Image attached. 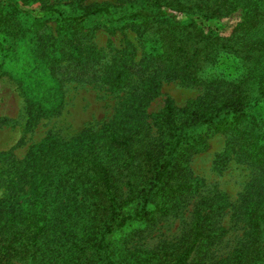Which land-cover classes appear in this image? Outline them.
<instances>
[{
  "label": "trees",
  "instance_id": "16d2710c",
  "mask_svg": "<svg viewBox=\"0 0 264 264\" xmlns=\"http://www.w3.org/2000/svg\"><path fill=\"white\" fill-rule=\"evenodd\" d=\"M79 1L63 10L48 0H0L2 58L10 55L4 43L17 37L10 27L18 4L38 2L29 26L42 32L47 18L55 22L50 56H62V42L77 52L83 44L73 43L75 34L94 17L105 18L110 32L136 25L153 67L138 96L150 97L157 76L167 75L204 85L205 93L181 108L165 99L159 112L130 122L113 118L66 141L33 144L23 161L24 190L0 198V264H264V0H122L127 7ZM225 18L233 21L226 34ZM109 67L105 81L122 87L126 62ZM216 132L225 136L216 163L233 156L257 170L226 226L225 194L200 192L202 181L188 169ZM187 205L188 221L173 240L127 244ZM131 223L143 227L116 246L111 236ZM229 230H236L234 242L218 250Z\"/></svg>",
  "mask_w": 264,
  "mask_h": 264
},
{
  "label": "rangeland",
  "instance_id": "374dc122",
  "mask_svg": "<svg viewBox=\"0 0 264 264\" xmlns=\"http://www.w3.org/2000/svg\"><path fill=\"white\" fill-rule=\"evenodd\" d=\"M120 1L81 0L78 6L109 4L127 7L125 1ZM48 2L63 10L76 4L75 0ZM18 5L20 9L13 16L10 27L13 33L18 30L17 37L4 43L9 57L3 59L0 54L4 71L0 75V198L12 197L24 190L21 176L26 170L23 161L30 147L40 139L49 137L66 141L84 127L96 131L113 118L130 122L141 112H159L165 99L181 108L188 100L205 93L204 85H192L167 75L157 76V85L150 97L143 99L138 96L141 82L152 74L153 67L149 64L147 49L137 39V27L127 25L110 32L106 28L109 22L98 16L75 34L73 43L79 42L84 46L75 52L67 42H62V56L56 59L48 54V33L54 32L55 22L47 18L43 31L39 32L29 26L40 9L38 2ZM232 22L231 18L221 21L224 34ZM208 25L214 26L212 23ZM89 50H95L96 56ZM115 61L126 62L130 69L126 83L120 88H114L105 81V76L110 73L109 66ZM145 121L151 123L150 117L146 116ZM151 128L155 130L156 126ZM224 142L223 133L210 135L206 147L190 156L188 169L195 179L202 181L200 192L225 194L229 205L221 222L226 226L238 194L257 170L233 156L223 164L216 163L217 156L223 154ZM190 208L191 205H187L172 217L159 221L147 233L130 236L127 244L147 248L161 241L173 240L188 221ZM142 227L131 223L114 233L110 240L119 246L122 237L126 239L130 232ZM235 234L236 230H229L217 249L227 250L234 242Z\"/></svg>",
  "mask_w": 264,
  "mask_h": 264
}]
</instances>
